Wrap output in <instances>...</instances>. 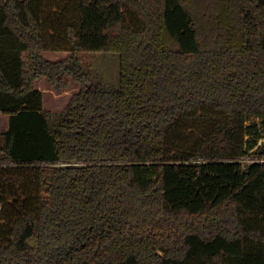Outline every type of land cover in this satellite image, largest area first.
Instances as JSON below:
<instances>
[{
  "label": "trees",
  "instance_id": "1",
  "mask_svg": "<svg viewBox=\"0 0 264 264\" xmlns=\"http://www.w3.org/2000/svg\"><path fill=\"white\" fill-rule=\"evenodd\" d=\"M65 36L44 0H0V264H264V0H79ZM85 52L118 54L119 85ZM68 76L45 109L35 81ZM202 106L220 122L177 150Z\"/></svg>",
  "mask_w": 264,
  "mask_h": 264
},
{
  "label": "rangeland",
  "instance_id": "2",
  "mask_svg": "<svg viewBox=\"0 0 264 264\" xmlns=\"http://www.w3.org/2000/svg\"><path fill=\"white\" fill-rule=\"evenodd\" d=\"M45 37L48 46L58 45L62 48L70 46L65 32L69 23L79 21V0H44ZM125 23L136 28L142 26L138 15L128 9L124 10ZM43 55L48 59H66L71 55L67 50H46ZM81 65L92 75L93 81H102L107 86H118L120 81L119 55L111 52H85L80 55ZM69 85L57 89L50 84L46 77L35 81V85L42 89L44 108L51 111L63 110L69 103L72 95L80 89L71 76H68ZM221 120V112L202 106L197 114L186 120L185 130L179 126L171 134L173 146L177 150L189 151L193 140L205 136ZM252 123V121H251ZM4 124V116L0 115V128ZM249 139V136H246ZM264 145V137L259 140ZM255 147L254 149H256ZM253 151V150H252ZM251 157V155H250ZM250 157L248 160H250ZM247 161V160H246ZM2 206L0 205V213Z\"/></svg>",
  "mask_w": 264,
  "mask_h": 264
},
{
  "label": "built area",
  "instance_id": "3",
  "mask_svg": "<svg viewBox=\"0 0 264 264\" xmlns=\"http://www.w3.org/2000/svg\"><path fill=\"white\" fill-rule=\"evenodd\" d=\"M249 157L247 158V161H253V160L264 161V156H260L258 154L257 155H251L250 160H248Z\"/></svg>",
  "mask_w": 264,
  "mask_h": 264
},
{
  "label": "crops",
  "instance_id": "4",
  "mask_svg": "<svg viewBox=\"0 0 264 264\" xmlns=\"http://www.w3.org/2000/svg\"><path fill=\"white\" fill-rule=\"evenodd\" d=\"M51 60H57V58L51 59ZM37 87V86H36ZM38 88V87H37ZM42 90V89H40ZM7 126V124L5 125V127ZM0 131H2V129H0Z\"/></svg>",
  "mask_w": 264,
  "mask_h": 264
}]
</instances>
